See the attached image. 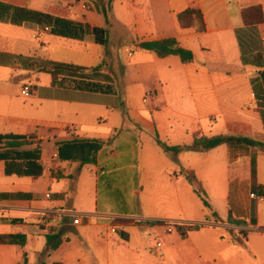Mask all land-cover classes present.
I'll list each match as a JSON object with an SVG mask.
<instances>
[{
	"label": "crops",
	"instance_id": "obj_1",
	"mask_svg": "<svg viewBox=\"0 0 264 264\" xmlns=\"http://www.w3.org/2000/svg\"><path fill=\"white\" fill-rule=\"evenodd\" d=\"M194 6L201 12L204 32L183 28L177 20L178 13ZM251 6L261 8L263 21L248 26L242 10ZM40 13L105 28L96 0H0V234L25 237L22 245L0 244V264H264V195L255 192L256 186H264V65L241 60L257 53L264 60V0H113L103 43L93 34L81 39L58 35ZM171 37L193 52L191 62L183 63L175 55L159 58L138 45ZM108 53L132 66L131 79L123 67L124 82L142 76L153 79L161 88L160 101L167 98L168 86L177 95H186L194 114L189 116L191 122L174 132L169 144L161 139L160 132L165 133L161 117L152 116L156 105L149 111L150 121L139 110L114 100V78L102 62ZM17 56L84 68L102 64L103 72L113 79L112 91L53 84L49 73L23 68ZM136 56L140 61L132 65ZM25 85L31 87L29 96L21 94ZM148 93L142 106L148 105L152 96ZM157 97L154 90L150 101ZM132 122L156 131L171 146L189 144L195 135H240L260 144H222L205 152L175 155L159 146L182 169L181 173L179 167L158 160L174 180L167 183L186 185L195 193L183 172L193 173L218 211L212 219L207 215L199 219L188 211L191 199L184 197L182 188L172 198L156 199L158 206L171 207L175 215L151 217L140 206L134 213L113 215L124 221L106 222L110 214L96 209L82 212L89 214L82 224H70L66 213L74 211L63 207L59 195L42 191L40 180L44 176L49 181L69 180L68 195L73 196L83 168L95 166L105 175L125 163L127 152L134 149L129 137ZM72 139L101 143L94 164L80 165V154L60 158L57 143ZM214 200H219L218 208ZM45 211H59L62 216L43 226L37 219ZM155 221L203 226L185 236L174 227L171 232L163 225V230L144 228L148 222L156 225ZM111 225L115 233L108 231ZM47 234L61 240L53 250L46 251Z\"/></svg>",
	"mask_w": 264,
	"mask_h": 264
},
{
	"label": "rangeland",
	"instance_id": "obj_2",
	"mask_svg": "<svg viewBox=\"0 0 264 264\" xmlns=\"http://www.w3.org/2000/svg\"><path fill=\"white\" fill-rule=\"evenodd\" d=\"M98 18L102 21V16ZM104 50V49H103ZM148 52V51H146ZM149 54V53H148ZM151 54V53H150ZM123 60L125 58L124 54ZM108 56V57H107ZM105 61H102L105 65L106 71L114 78V87L116 89V97L114 100L117 102H123L124 108L129 107L131 109H137L148 120L152 121L149 111L151 106L158 107V110L152 112V116L160 118L164 122L165 133L160 132L161 139L169 144V141H173L174 132L180 130L184 123L191 122L189 116L194 114L192 107L189 108L186 104V95L179 96L172 90L171 86L166 87L167 98L160 101L159 93L161 88L157 87L154 80L142 76L131 80L130 83L124 82L123 67L128 70L129 78L133 76V70L130 66L123 65L120 58H117L114 53H108ZM153 56V55H152ZM136 60L131 62L132 65H136L140 59L136 56ZM104 60V58H101ZM123 65V66H122ZM154 90L158 94V97L154 99V102L150 101L154 96ZM151 92L152 96L148 99V105H141L142 98L146 97V93ZM129 101V103H127ZM164 106V107H162ZM134 126V127H132ZM138 130H141L139 135ZM131 135V136H130ZM132 147L131 154L127 152V159L125 163L117 166L116 168H110L106 171L105 175H100V170L95 166H88L82 169L77 180L76 188L73 196L68 195L69 180L60 179L49 181L47 176H44L40 180V188L42 191H47L52 195H59L62 198V205L64 208H69L76 213L82 215H88L99 209L104 211L107 216L106 222H120L124 220H118L113 215L116 214H131L140 210V206H144L148 215L151 217H159L160 215H175V211L171 207L158 206L156 199L159 197L172 198L178 191L184 188L183 195L190 204L187 206L188 211L193 212L194 217L204 219V215H207L209 219L213 218V214H216L217 209L213 208L210 204L209 198L205 191V196L208 200L210 208H206L196 190L195 193L188 191L187 186H181L176 183L174 187L170 186L169 180L170 174H165L162 170L166 167L162 162L157 163L158 160H166L169 166H177L176 162H173L167 154H165L159 145L157 144L153 130L145 125H139L131 123L130 129ZM167 135L168 138H165ZM136 160L140 163H129L131 160ZM144 160V166L142 161ZM128 162L129 164H127ZM149 169L148 172H144L143 169ZM179 167V165L177 166ZM180 170V167H179ZM152 171L156 174H150ZM182 173V169L180 170ZM174 181V180H173ZM134 185V186H133ZM138 192V194H136ZM180 193V192H179ZM215 208H218L219 200L212 201ZM207 209V211L205 209ZM132 221V218L130 220ZM142 221H137L138 225ZM166 227V225H163ZM146 230L151 231L150 228L163 230L160 225H153L147 223ZM160 234V233H159ZM177 234L176 231L171 233ZM156 234L152 233L151 238L155 241Z\"/></svg>",
	"mask_w": 264,
	"mask_h": 264
},
{
	"label": "trees",
	"instance_id": "obj_3",
	"mask_svg": "<svg viewBox=\"0 0 264 264\" xmlns=\"http://www.w3.org/2000/svg\"><path fill=\"white\" fill-rule=\"evenodd\" d=\"M100 7V12L105 20V28L92 27L88 24L73 22L68 19L55 18L48 14L40 13L43 22L53 26V32L69 38L81 39L84 35L93 34L95 40L99 43L105 42L104 37L108 34L110 26V11L113 0H96ZM177 20L183 28H194L197 32H204L205 26L201 12L197 6L187 8L177 14ZM242 20L245 25H255L263 21V14L259 6H251L242 10ZM138 45L147 51L157 55L159 58H165L170 55L178 56L181 62L188 63L194 58L193 52L182 47L179 42L171 37L160 40L139 42ZM17 61L27 70H37L47 72L52 77V83L65 87H72L77 90L89 92L110 93L112 91V77L104 73V66L99 64L95 67L84 68L71 63L53 62L42 60L36 57L17 56ZM241 60L245 64H251L257 67L264 65L262 55L257 53L252 56H242ZM154 138L157 144L165 153L178 154L184 151L205 152L219 145H259L260 143L250 138L240 135H215L194 136L189 144L167 145L160 140L157 132H154ZM101 148V143L96 140L72 139L57 143L58 154L61 159H74L76 154H80V165L94 164L96 162L97 152ZM187 181L195 187V190L206 208H210L205 193L199 187L196 177L191 172H183ZM255 192L264 195V186L258 185ZM4 196V195H3ZM230 221V214L228 217ZM156 225H164L163 221L153 222ZM175 230L185 236L188 232L197 230L201 224H179L173 223ZM245 236L246 232H242ZM244 238V237H243ZM25 242V237L20 234H0V244H19ZM61 240L56 234L46 235V251L55 249Z\"/></svg>",
	"mask_w": 264,
	"mask_h": 264
},
{
	"label": "built area",
	"instance_id": "obj_4",
	"mask_svg": "<svg viewBox=\"0 0 264 264\" xmlns=\"http://www.w3.org/2000/svg\"><path fill=\"white\" fill-rule=\"evenodd\" d=\"M30 91H31V87L28 86V85H25L21 91V94L23 96H29L30 94ZM150 94L147 93L146 96H149ZM145 99V98H144ZM145 101V100H144ZM264 103V101H263ZM47 198L49 197V194H46L45 195ZM254 195L251 194L250 197H253ZM66 215L68 216L69 218V222L70 224L72 225H80L84 222V220H88L89 219V216L88 215H82V214H79V213H76V212H67ZM58 216H62V213L59 212V211H45V212H41L38 216V223L43 225V226H48L51 221L54 219V218H57ZM166 227V231L167 232H171L174 225H173V222H165ZM108 231L110 233H115L116 232V227L114 225H111L109 228H108ZM160 243L158 242L157 243V246H159Z\"/></svg>",
	"mask_w": 264,
	"mask_h": 264
}]
</instances>
